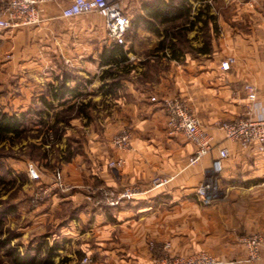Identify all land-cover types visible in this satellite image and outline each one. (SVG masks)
Instances as JSON below:
<instances>
[{"label":"crops","instance_id":"crops-1","mask_svg":"<svg viewBox=\"0 0 264 264\" xmlns=\"http://www.w3.org/2000/svg\"><path fill=\"white\" fill-rule=\"evenodd\" d=\"M5 1L0 0V6ZM72 1L47 0L41 6L40 24L0 30V56L13 53L12 61L3 66L12 76H6L11 91H20L13 97L22 106L19 112H25L34 96L46 95L47 87L62 80L53 72L59 75L66 67L85 73L79 81L68 80L71 87L78 82L86 85L82 94L69 96L67 104L54 102L45 113L54 115L55 121L61 115L52 163L73 188L52 193L34 211L35 225L56 224L58 240L69 246L60 253L76 264L86 256L94 264H161L168 256L201 252L226 264H264V242L256 262L247 260L244 242L250 235L264 236V152L257 145L243 148L227 140L218 128L223 121L245 115L246 84L257 88L258 100L264 103V0L194 3L193 15L209 4V14L215 17L207 30L210 51L197 52L204 46L199 22L188 33L197 51L184 50L179 60L171 57L169 49L158 52L162 37L140 25L139 44L124 46L127 61L119 66L107 62L115 42L107 37L102 42L101 15L62 17ZM151 1L123 0V6L133 20ZM151 52L154 56H145ZM121 56L116 54L118 59ZM228 57L235 63L224 71L221 63ZM110 67L117 70L116 78L103 75ZM112 82L117 86L107 91ZM166 97L186 101L218 145L197 165H189L195 145L167 125L162 106ZM126 128L133 134L131 149H117L112 138ZM219 147L228 148L230 155L219 194L205 201L197 189ZM118 159L125 161L122 167L109 166ZM53 175L43 174L40 183L28 177L39 186L49 185ZM157 178L169 183L153 189ZM127 188H138L141 194L117 206L107 203L105 191L118 194ZM89 189L94 190L92 195Z\"/></svg>","mask_w":264,"mask_h":264},{"label":"built area","instance_id":"built-area-1","mask_svg":"<svg viewBox=\"0 0 264 264\" xmlns=\"http://www.w3.org/2000/svg\"><path fill=\"white\" fill-rule=\"evenodd\" d=\"M47 0H6L0 6V30H14L22 27L38 25L42 21V4ZM96 12L104 19V31L107 37L115 43L126 44V35L132 26V18L123 6V0H73L63 9L62 17L73 18L83 14ZM235 63L233 57H228L221 63L224 71L231 69ZM244 90L247 93L248 109L240 118L223 121L218 128L224 133L227 140L240 144L243 148L257 145L264 152V103L258 100V90L252 84H246ZM156 100L155 97L152 98ZM162 106L166 113L168 127L176 133H182L195 145V153L189 160V165L199 164L204 157L211 154L217 147L214 137L203 129L202 122L195 111L180 97H166L162 100ZM133 134L129 128L124 129L112 138V145L120 150H130ZM230 151L226 147L218 148V155L213 159L212 166L206 171L205 178L197 189V193L205 201L217 197L220 192V179L224 171L225 160ZM123 159L111 161L110 167H122ZM27 172L31 180L40 183L42 172L35 164H29ZM169 183V179L157 178L153 181V189H160ZM73 187L66 182L62 171L54 172L52 182L49 185L40 184L39 191L34 196V203L48 199L55 191L68 192ZM90 194L94 190L89 189ZM141 191L138 188H127L123 192L115 194L104 192L109 205L117 206L124 201L132 200ZM92 197V196H90ZM89 197V198H90ZM92 199V198H91ZM249 250L248 261L256 262L261 257V245L264 236L260 234L250 235L244 239ZM167 248L170 245H166ZM161 264H226L213 255L201 252L189 257H166ZM79 264H94L88 256Z\"/></svg>","mask_w":264,"mask_h":264},{"label":"rangeland","instance_id":"rangeland-1","mask_svg":"<svg viewBox=\"0 0 264 264\" xmlns=\"http://www.w3.org/2000/svg\"><path fill=\"white\" fill-rule=\"evenodd\" d=\"M90 14L97 13H87L85 16ZM138 28L140 26H134L132 24L126 35L125 45L129 44L133 48L135 44H139V40L136 37ZM103 34L105 36L103 35L104 41L102 42L106 43L105 39L107 34L104 28ZM202 38L204 39V35H202ZM182 47L185 51L195 53L190 48L192 47L191 44H183ZM145 56H154V53H147ZM12 59L13 53L10 51L0 56V110L9 113H23L19 112L22 111V106L17 105L13 101V97L19 95L20 91H11L12 85L8 83L7 77L11 78L12 76L7 73V69L3 66L5 63L11 62ZM64 75L70 78H78L77 80L79 81L81 77L85 76V73L66 67H62L59 75L55 72L52 73V76L55 77H63ZM76 84L80 83L78 82ZM80 86L86 88V85L83 83ZM48 93L49 87L45 90V94L47 95ZM42 96H34L30 104L25 105L27 109L24 111L30 113L29 111L39 108L40 98ZM69 114L68 112L67 116H70ZM50 128L52 131L48 136L46 135V130ZM58 131L54 115L48 114L40 116L35 112L29 114L27 117L26 132L23 137L20 139L0 141V220H2L0 240H7L9 242L7 246H0V264H13V259L8 255V251L12 247H17L23 253L26 250L39 247L43 243H49L51 245L58 242L63 246L64 250L69 247L62 240H58L60 228L56 224L50 222L43 226L35 225L37 215L34 214V211L37 212L36 210L43 206L48 199H45L38 205L34 203V196L39 189L38 186H35L36 183L31 182L27 175V167L31 163L37 165L42 174L54 173L59 170L52 163L57 153L54 143L59 135ZM11 208H13V212L7 214L6 211ZM65 255V253H60V256L54 259L53 264L77 263L71 262Z\"/></svg>","mask_w":264,"mask_h":264},{"label":"trees","instance_id":"trees-1","mask_svg":"<svg viewBox=\"0 0 264 264\" xmlns=\"http://www.w3.org/2000/svg\"><path fill=\"white\" fill-rule=\"evenodd\" d=\"M201 2L205 4L208 0H153L143 5V13L138 15L132 20L134 26L144 25L145 28L154 31L162 37L159 42L157 51H166L167 49L171 52L173 59L179 60L184 54L183 44H190L191 40L188 39V33L194 30L195 26L201 22L202 31L204 32V46L201 49H195L190 47L193 51L202 52L204 54L209 53L210 49V36L208 35L209 21H215V17L209 14L210 5L206 4L202 9L199 10L198 15H193L194 3ZM203 16H206L204 19ZM213 29L215 33L218 32V26L214 22ZM125 44L113 43V47L109 50L108 61L110 64L120 65L122 62L127 61V56L124 54ZM120 53L121 58H116V54ZM103 53V62L104 55ZM105 77L116 78L118 73L113 67L104 71ZM71 79L68 76H63L62 80L58 84H52L49 87L48 95H43L40 98L39 108L23 113H9L0 110V141L7 139H20L26 132V122L29 114L35 113L43 116L48 110L54 108V102L59 101L61 104L68 103V97L74 96L75 98L80 96L82 86L76 84L74 87L68 85V80ZM108 90L112 91L116 86L117 82L107 84ZM64 116H62V119ZM61 119V115L57 116L56 125ZM54 129V128H53ZM52 129L46 130V135ZM13 212V208L6 211V213ZM2 220H0V227ZM7 246L9 242L7 240H0V246ZM63 246L56 242L53 244L43 243L39 247H35L31 250H26L25 253L20 252L17 247H12L8 251V255L13 259V264H53L54 259L60 256V251ZM34 251V252H33ZM41 260V261H40Z\"/></svg>","mask_w":264,"mask_h":264}]
</instances>
